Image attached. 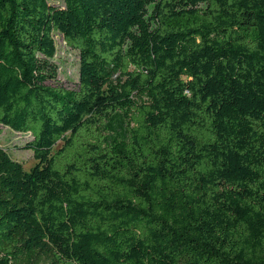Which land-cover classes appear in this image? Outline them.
<instances>
[{
	"label": "trees",
	"instance_id": "trees-1",
	"mask_svg": "<svg viewBox=\"0 0 264 264\" xmlns=\"http://www.w3.org/2000/svg\"><path fill=\"white\" fill-rule=\"evenodd\" d=\"M2 128L0 264H264V0H0Z\"/></svg>",
	"mask_w": 264,
	"mask_h": 264
},
{
	"label": "rangeland",
	"instance_id": "rangeland-1",
	"mask_svg": "<svg viewBox=\"0 0 264 264\" xmlns=\"http://www.w3.org/2000/svg\"><path fill=\"white\" fill-rule=\"evenodd\" d=\"M52 5H61L63 0H48ZM57 45L56 62L59 67L58 84L68 90H76L80 78V56L77 51L69 48L61 34L55 35ZM56 84V83H55ZM0 147L7 153L9 158L20 163L26 172L36 166L33 153L24 149L29 136L14 132L10 128H2Z\"/></svg>",
	"mask_w": 264,
	"mask_h": 264
}]
</instances>
